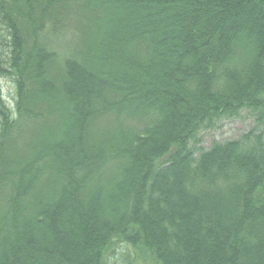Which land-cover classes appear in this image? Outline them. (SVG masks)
Masks as SVG:
<instances>
[{"label":"trees","instance_id":"16d2710c","mask_svg":"<svg viewBox=\"0 0 264 264\" xmlns=\"http://www.w3.org/2000/svg\"><path fill=\"white\" fill-rule=\"evenodd\" d=\"M0 78V264H264V0H0Z\"/></svg>","mask_w":264,"mask_h":264},{"label":"rangeland","instance_id":"374dc122","mask_svg":"<svg viewBox=\"0 0 264 264\" xmlns=\"http://www.w3.org/2000/svg\"><path fill=\"white\" fill-rule=\"evenodd\" d=\"M46 35V34H45ZM51 40L49 47L58 52L60 55H64L77 43V34L73 27L66 29L64 35L54 40V37L46 35ZM0 85L2 95L9 107H13L14 104V86L9 78H1ZM253 129H256L255 122L250 118L247 112H242L240 118L233 120H224L217 127L213 129L203 131L201 136V143L199 148L207 150L211 147L212 143H222L225 141H237L244 135L250 133ZM262 129H260L261 131ZM21 154L23 152H20ZM127 254V248L121 246L117 249L115 259L118 264H124L121 258V254ZM113 263V261H111Z\"/></svg>","mask_w":264,"mask_h":264}]
</instances>
